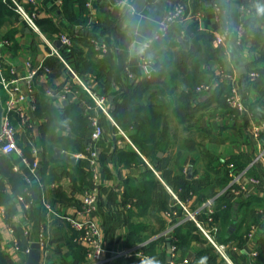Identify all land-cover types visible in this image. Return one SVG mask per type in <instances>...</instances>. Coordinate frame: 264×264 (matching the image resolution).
Here are the masks:
<instances>
[{
	"label": "crops",
	"instance_id": "crops-1",
	"mask_svg": "<svg viewBox=\"0 0 264 264\" xmlns=\"http://www.w3.org/2000/svg\"><path fill=\"white\" fill-rule=\"evenodd\" d=\"M20 1L27 9L37 12V23L42 35L53 43L59 40L61 32L79 37L83 32H89L91 35L90 32L94 27L99 35L94 40H98L107 48L106 52L100 51L98 54L100 59L106 61L102 69V85L107 88L97 92L99 83L92 75L89 76L87 83L84 82L98 96L105 99V108L108 111L115 101L120 99L124 86L135 87L144 78L143 57L147 51L143 49L142 44L156 34L168 9L181 0H146L140 10L135 9L136 0H126V4L122 6L118 5L117 1L94 0L91 8L86 7L89 19L87 24L84 23L86 15L78 5L75 6V20L70 22L63 18L61 0H35L36 5H31L27 0ZM183 1L187 7V18L175 28L176 31L172 33L165 47L166 50L171 53L178 51L189 53L197 35L212 34L214 39L210 46L213 50L219 48L224 53L230 69L212 60L209 66L200 64L199 70L205 71L208 67L213 71L214 77L210 84L214 85L215 89L222 71L233 76L254 118L238 112L236 115L227 114L224 109L218 107L217 102L210 103L213 93L196 97V102L190 103L192 114L181 118L176 114L180 102L179 94L182 90L181 78L184 75L180 69L189 70L191 66L189 63L178 67L176 63L166 62L167 71L163 82H169L172 77V86L176 87V90L165 88L166 93L150 99L157 105L167 104V110L163 113L160 126L152 129L155 134L152 148L158 152L153 149L146 156L117 126L112 116L109 114L115 124L97 107L84 89L83 92L92 103L94 102L93 104L83 98L79 100L78 91H75L76 96L70 95L67 100L50 97L53 99V106L59 111L73 101H81L85 114L89 117L97 116L103 128V134L93 144V148L98 153L101 180L95 219L101 227L104 245L107 249L119 251L139 243L138 238L148 237L147 243L156 241L152 248L155 258L152 257L157 264H168V258L171 257V247L168 248V245H171L170 240L159 235L168 225L164 213L173 207L177 208L173 193L179 198L181 189L175 190L174 180L187 176L198 184L200 189L191 192L187 198L191 209H196L202 206L206 198L219 191V185L227 181L224 177L229 162L244 168L250 164L260 147L264 146V129L259 139L254 136V125L264 121V83L253 90H246V76L249 71H253L255 67L264 68V59L261 58L264 55V38L258 50L253 51L251 46L255 32L253 33L248 20L244 35L248 37L249 42L243 43L244 35L239 41L240 7L244 0H216L218 3L213 0ZM251 1L254 4V14L251 17L255 19L253 25L256 29L264 31V0ZM215 5L221 6L225 11L224 27L215 22ZM6 8L0 10V41L3 39L10 41V45L5 48L6 63L14 65L19 72H22L27 61L32 63L44 61L51 69V73L47 76L41 74L37 78L36 85L39 89L48 87L62 89L66 84H72V88L74 85L80 86L67 66L51 53L50 47L43 41L41 35L31 29L19 14L9 7ZM198 13L202 16H197ZM224 29H227L228 33H225V40L219 45L215 42V33L221 34L225 32ZM198 46L202 48L200 55L203 56L204 42L200 40ZM61 48L58 49L61 51ZM129 75L133 78H129ZM2 93L4 94L0 89L3 105L5 96L3 98ZM24 106L28 108V103ZM195 107L202 108L194 111ZM255 113L259 117L256 118ZM42 122L35 110L31 120L30 141L23 136L25 141L20 140L22 139L20 137L18 145L22 141L23 145L32 146V141L38 147L41 166L39 164L40 171L37 172V176L40 174L42 178L49 177L54 169L56 171L53 173L60 174V177L53 182L48 181L44 185L40 181L35 183L41 188V198L44 196L52 207L63 214L73 215L80 208L84 191L90 184L78 189L69 175L75 172V167L84 169L90 174L91 183L92 176L87 158L89 153L79 157L80 153L69 152L61 147V144L51 146L49 143H43L40 129ZM56 130L65 135L72 133L70 126L62 122L56 123ZM19 147L22 148L20 145ZM162 147L166 148V152H162ZM58 150L63 154L73 155L75 162L57 156ZM134 153L139 155L138 161L131 160L135 156ZM148 169L153 171L154 177L148 173ZM250 172L264 179V160L257 163ZM18 197L19 195L16 199L17 212L14 214L17 217L15 219L11 217V224L0 217L2 237L0 250L10 256L15 264H27L30 249L34 243H39V233L44 224L49 244L46 251L41 248V264L77 263L82 254L73 253L74 231L67 222L54 216L50 217L47 212L45 221H39L37 216L32 218L30 215L31 233L26 235L27 248L21 247L16 232L13 236L9 231V225L13 227L16 225L22 230L23 210ZM228 205L230 207L226 215L218 216L216 219L214 217V225L218 230L215 234L216 242L227 246L226 253L232 264H255L261 256V239H264V213L261 212L264 210V185L237 199L229 197ZM1 209L4 207L0 205ZM192 234L198 235L197 238L189 241L186 250H178L172 259L174 264H208L209 262L228 264L198 229ZM15 239L19 242V251L13 248ZM254 251L258 252L256 258L251 256Z\"/></svg>",
	"mask_w": 264,
	"mask_h": 264
},
{
	"label": "trees",
	"instance_id": "trees-1",
	"mask_svg": "<svg viewBox=\"0 0 264 264\" xmlns=\"http://www.w3.org/2000/svg\"><path fill=\"white\" fill-rule=\"evenodd\" d=\"M62 1V10L61 13L63 18L73 22L76 17L75 6L81 7L84 11V23L87 24L89 19L87 18V9H86V1L87 0H61ZM118 0H112L115 2ZM213 2L218 3L216 0ZM178 3H182L185 5L184 1L181 0ZM245 4L249 3V0H244ZM253 4V3H249ZM254 6V4H253ZM7 6L3 3V0H0V10H5ZM264 13V12H263ZM253 17V16H251ZM248 19V24L251 23V28L253 29V46H251L253 51H257L261 42L264 38V31L256 29L253 25L255 19ZM226 17H223L222 24L225 25ZM171 29L170 33L162 38L161 40L154 43L151 49H149L145 56L147 59L153 62V75L151 79L142 78L141 81L134 86H124L122 93L120 95V99L115 101L113 107H111L108 112L116 122L117 126L123 130L129 139L133 142V144L140 150L143 155L148 156L149 151L153 150V144L155 141V134L152 132L153 128H158L161 124L160 120L163 116V113L167 110V104L163 103L162 105H157L150 101L154 97H158L160 94L166 93L165 88H170L171 90H176V87L172 86L173 78L171 77L170 81L165 83L163 82V77L167 71V64L176 63L178 67H182L184 64H189L191 68L189 70L180 69L181 72L184 73L181 78V92L179 94L180 102L176 109V114L181 118H185L190 116L191 109L190 103L196 102V97L202 95L196 91L197 87L201 84H209L214 77L213 71L206 67L205 71H200V64H205L209 66L212 60L217 61L220 66L229 68L226 63V59L224 53L221 52L219 48L213 50L210 46L214 39L212 34L201 33L197 35L193 40V47L189 53H184L183 51H178L171 53L166 50V45L171 38L172 33L175 28ZM180 29V28H179ZM177 29V30H179ZM176 31V30H175ZM91 35L89 32H83L79 37H72L73 45L68 47L61 48V54L66 61V63L72 68V70L86 83L89 81V76H95L96 80L99 83V88H97V92H100V89L104 88V84L102 85V69L105 65L106 61L104 59H100L98 54L99 50L96 49L92 40L96 39L99 35H97L94 27L91 30ZM200 40L204 42L205 45V54L203 56L200 55L202 48L199 45ZM249 42L248 37H243V43L247 44ZM87 50V51H86ZM264 55L261 56V58ZM105 58V57H104ZM169 60V61H167ZM230 69V68H229ZM251 70V69H250ZM259 73V77L251 80L249 78V73L246 76L247 81V89L253 90V88L259 87L260 84L264 83V68L255 67L252 69ZM50 75V74H49ZM47 76V75H46ZM218 86L213 89V96L210 97L211 102H217L218 107L224 109L227 114L236 115V111L230 108L227 104V97L231 92V83L227 79L217 80ZM171 83V84H169ZM171 85V86H170ZM37 93V106H36V115L39 119H42L43 122L40 124V129L42 132V140L43 143H49L51 146L62 145L65 150L73 153H87V149L90 144L91 135L93 132V126L89 119V116L85 114L84 108L82 106L81 100L82 98L90 102L86 97V94L83 92V88L78 85L73 86V91H78L80 99L69 103L67 106L63 108L62 111H59L53 106V99L48 97L46 94V89L38 88ZM174 92V91H173ZM172 93V91H170ZM2 97L4 98V94L2 93ZM147 100V101H146ZM95 105V104H94ZM201 106V105H200ZM202 107H195L194 111L197 109H201ZM86 116H85V115ZM255 117H259L258 114L255 113ZM62 122L64 125L70 126L72 133L70 135H65L63 133H59L56 130V123ZM57 132V133H56ZM73 136V137H72ZM264 143V142H263ZM22 141L19 145L22 147L23 156L28 159L31 163L35 160V155L33 154V148L30 145H23ZM156 153L158 152L154 149ZM162 152H166V148H161ZM135 156L131 160L138 161L139 155L134 153ZM157 157V156H156ZM21 158L18 156H7L0 154V205L5 208V212L7 215L6 221L8 224L10 223L11 217L16 214V199L18 195L25 194L26 189L28 188L27 182L25 180V176L30 173L29 169L25 165H20L21 171H15L14 165L20 164ZM230 163V162H229ZM41 166V163H40ZM237 167V166H236ZM239 170L243 169L242 166L237 167ZM245 168V167H244ZM227 170V169H226ZM40 171V167L38 168ZM56 170H52L48 176L42 178V176H37L39 181L44 185L48 181L53 182L60 177V174L57 175L53 172ZM74 173L69 176L73 180L76 188H85V186L90 184V174L86 173L84 169L75 167ZM63 171L62 174H64ZM148 173L152 176L153 171L148 169ZM44 175V170L42 172ZM195 173H193V176ZM192 176V177H193ZM154 177V176H153ZM227 181L219 185V190L227 185L229 182V169L226 171L225 177ZM35 182V180H34ZM176 189H181L179 193V198L181 200H187L189 194L191 192H196L197 189H200L198 184L194 182V179H190L189 177H180L174 180ZM78 188V189H79ZM29 189L32 190L33 195V205L29 210V215L31 217H38L39 221H45L46 218V210L42 203L41 198V188L38 184L34 183L32 187ZM215 195L213 193L209 197ZM208 197V198H209ZM228 195H225L219 199L216 203V212L215 219L218 216H224L228 212L229 201ZM140 199V197H138ZM207 199V198H206ZM205 199V200H206ZM227 204V205H226ZM226 206V207H224ZM14 223H12L13 225ZM165 227V226H164ZM163 227V228H164ZM14 229L17 237L20 241L22 248H27L28 237L22 232L20 228L14 225ZM190 232H186V231ZM197 230L195 224L191 221L186 222L185 225L179 227L176 230L175 235L178 237V250H186L189 241L193 238H197L198 235H193ZM192 232V233H191ZM134 233V232H133ZM74 238V236H73ZM1 234H0V242H1ZM148 237L138 238V242L135 245L145 243L148 241ZM156 241H149L147 243L146 252L154 257L152 248ZM72 245L73 253L80 252L82 257L75 264H82L85 259V251L81 246L79 247L77 243L74 241ZM133 246V245H129ZM261 256L258 257V261L255 264H264V239H261ZM76 248V249H75ZM206 255V254H205ZM155 258V257H154ZM134 260H120L115 262L114 264H133ZM0 264H15L11 257L5 255L0 250ZM196 264V263H195ZM208 264H215L214 262H209Z\"/></svg>",
	"mask_w": 264,
	"mask_h": 264
},
{
	"label": "built area",
	"instance_id": "built-area-1",
	"mask_svg": "<svg viewBox=\"0 0 264 264\" xmlns=\"http://www.w3.org/2000/svg\"><path fill=\"white\" fill-rule=\"evenodd\" d=\"M4 4L7 5L14 12L19 14L25 21L26 24L33 29L35 32L39 33L43 41L50 47L51 53L56 55L69 69L70 73L77 83L88 93V95L93 99L97 107L109 117V119L114 123L113 119L109 115L105 108V99L98 96L85 82L82 80L66 63L61 51L54 46V43L49 39L45 38L39 28L37 23V12L35 10L31 11L20 0H3ZM31 5H36L35 0H27ZM94 0H87L86 6L91 8ZM249 3H252L249 0ZM243 3L240 7L241 22L239 27V41H241L242 36L246 30V24L248 19L254 14L253 4ZM118 5H125L126 0H118ZM215 22L223 26V17H225V11L221 6H214ZM197 16H202L198 13ZM187 18V7L182 3H176L171 6L165 16L162 18L159 29L156 34L148 38L142 44L145 51L152 48L154 43L166 37L173 27L180 25L182 21ZM223 33H215V42L221 45L225 40V33H228L227 29H224ZM59 40L62 42L64 47L71 46L73 44L72 36L61 32L59 35ZM94 46L97 50L102 53L107 51V48L101 44L98 40H92ZM10 45L8 39H3L0 41V89L4 92V113L2 119V129L0 133V154L2 155H16L21 158L20 164L14 165L15 171H21L20 165H25L29 171L30 175L25 176L28 188L25 194L19 195L18 200L22 203V219L21 227L25 235H30L31 233V219L29 215V210L33 205V193L29 189L33 186L35 182H39L37 178V172L40 164L39 160V149L33 142V154L36 156L33 163L28 161L27 158L23 156V150L18 145V139L20 137H27L30 141V129L32 128L31 120L33 119V113L37 106V93L38 88L36 85L37 78L43 75H49L51 69L46 66L44 61L40 63H32V61H27L24 65V70L19 72L14 65H8L5 60V48ZM153 62L143 57V77L151 79L153 75ZM259 77V73L256 71H251L249 73V78L251 80ZM129 78H133L129 75ZM227 79L231 81V92L227 97V104L230 108L236 112L253 117L249 106L246 103L243 93L240 90L238 84L235 83L233 76L229 73L222 71L220 74V80ZM214 85L212 84H201L197 87L196 91L202 95H209L213 92ZM46 94L52 98H59L62 100H67L70 95H77V92L73 91L72 84H66L62 89L47 88ZM28 103V108L24 104ZM90 121L93 126V132L91 135V141L87 149L89 170L91 172V183L84 191V196L80 208H78L73 215L63 214L62 212L56 210L47 201L46 198L42 197L43 206L47 212V215L52 217H57L65 222H67L75 233V242L81 245L85 251V259L82 264H114L120 260H134L133 264H157L155 259L146 252L147 242L134 245L131 247H126L124 250H111L107 249L104 245L102 238L101 227L95 219V214L98 209L99 196L101 189L100 172L98 169V153L93 148V144L102 136L103 128L97 119V116H90ZM254 118V117H253ZM115 124V123H114ZM254 125V124H253ZM264 129V121H260L259 124L254 125V136L259 139L261 131ZM79 157H84V153H80ZM264 160V146L258 151L253 160L248 166L239 170L233 162L227 164L229 169V182L225 187L220 189L215 195L209 197L205 200L201 207L196 209H191L189 205V200L183 201L178 198L176 194L173 193V197L176 200L177 208L174 207L164 213L168 225L166 230L163 231L159 237H165L171 242V258L174 259L178 252V242L179 239L175 235L176 230L183 226L186 222H193L197 229L204 235V237L215 247L218 254L226 261L228 264H232L226 251L227 246L224 244H218L215 239V234L217 233V227L214 225V215L216 212V203L219 199L225 195L237 199L243 195H247L257 188H261L264 185V179L252 175L250 170L259 162ZM35 180V182H34ZM264 213V210L261 211ZM0 217L6 221L7 215L5 208L0 210ZM17 215H13L12 219H15ZM9 231L14 236L15 229L13 226L9 225ZM251 236V234H249ZM39 243L43 251L49 244V238L47 236L44 224L42 225L41 231L39 233ZM13 248L16 251L20 250V245L17 239L14 240ZM256 258L258 252L254 251L251 255ZM170 264H174L171 260Z\"/></svg>",
	"mask_w": 264,
	"mask_h": 264
},
{
	"label": "water",
	"instance_id": "water-1",
	"mask_svg": "<svg viewBox=\"0 0 264 264\" xmlns=\"http://www.w3.org/2000/svg\"><path fill=\"white\" fill-rule=\"evenodd\" d=\"M145 1L146 0H136L135 9L136 10H140V8L143 6ZM54 46L56 48H61L63 45H62V42L60 40H58V41H56L54 43ZM244 74H246V71H244ZM3 113H4V107L2 105L1 94H0V133H1V129H2ZM57 156H63L67 160L75 162V157L73 155L63 154L61 150L57 151ZM170 247H171V245L169 244L168 248L170 249ZM171 260H172V258L169 257L168 258V264L171 263ZM27 264H41V247H40V243H34L32 245V248L30 249V252H29V255H28Z\"/></svg>",
	"mask_w": 264,
	"mask_h": 264
},
{
	"label": "rangeland",
	"instance_id": "rangeland-1",
	"mask_svg": "<svg viewBox=\"0 0 264 264\" xmlns=\"http://www.w3.org/2000/svg\"><path fill=\"white\" fill-rule=\"evenodd\" d=\"M24 139V141H25V138L24 137H22V139H20V140H23ZM20 140H19V142H20Z\"/></svg>",
	"mask_w": 264,
	"mask_h": 264
}]
</instances>
